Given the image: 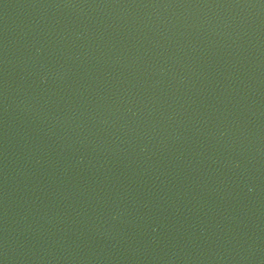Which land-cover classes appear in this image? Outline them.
Masks as SVG:
<instances>
[{"label": "water", "instance_id": "95a60500", "mask_svg": "<svg viewBox=\"0 0 264 264\" xmlns=\"http://www.w3.org/2000/svg\"><path fill=\"white\" fill-rule=\"evenodd\" d=\"M0 264H264V0H0Z\"/></svg>", "mask_w": 264, "mask_h": 264}]
</instances>
